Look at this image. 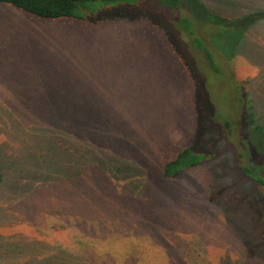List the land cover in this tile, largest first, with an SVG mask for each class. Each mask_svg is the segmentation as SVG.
<instances>
[{
    "label": "rangeland",
    "instance_id": "rangeland-1",
    "mask_svg": "<svg viewBox=\"0 0 264 264\" xmlns=\"http://www.w3.org/2000/svg\"><path fill=\"white\" fill-rule=\"evenodd\" d=\"M204 1L181 0L198 20ZM207 1L242 12L264 7V0ZM93 5L86 19H76L40 17L0 2V264H264V256L247 255L241 239L255 241L249 233L255 207L252 216L241 207L240 215L225 217L208 197L222 167L247 165L264 176V21L251 26L237 49V33L213 35L221 53H232L226 58L214 50L220 66L214 73L190 49L183 20L194 22L181 6ZM193 98L229 116L232 138L219 116L202 135L212 158L164 177L165 160L184 146H201ZM247 100L262 133L248 129ZM31 128H45V137L53 129L63 138L72 134L81 147L99 142L92 148L97 163L79 177L77 160L52 170ZM247 130L254 132L241 146ZM111 157L117 162L105 165L112 174L103 173L102 159ZM239 180L225 194L232 203L244 188L258 192L250 180ZM132 185L141 191L132 193Z\"/></svg>",
    "mask_w": 264,
    "mask_h": 264
},
{
    "label": "trees",
    "instance_id": "trees-1",
    "mask_svg": "<svg viewBox=\"0 0 264 264\" xmlns=\"http://www.w3.org/2000/svg\"><path fill=\"white\" fill-rule=\"evenodd\" d=\"M119 0H0L2 3L11 4L23 11L32 13L34 15L46 18H60V17H73L76 19H86L87 15L90 14L91 11L97 9V7L93 4L97 2H102L105 5L116 4ZM163 5L167 7H177L181 6L183 8V12L185 11L188 13L184 15V18H189L191 22L193 21L192 26H188V22L183 20V34L188 38V43L190 45L191 51L201 53L202 57L204 58L207 65H209V69L214 73H220V66L217 62L216 56L214 54V50L221 53V50L216 46V43L211 40L213 35L216 34H228L235 32L237 33L236 43L234 48L237 49L238 43L244 38L245 33L251 28V26L256 25L257 22L260 23L264 21V7L261 5H257L256 8L252 9L250 12H242V10H238L236 7H225L217 4L216 2H210L206 0L202 2L201 9L203 11L204 19L198 20L194 9L192 10L188 7L187 4L181 2V0H159ZM228 14V15H225ZM197 23L204 26L206 32L208 34V42H206V38L203 33L198 34ZM198 29V30H197ZM233 48V49H234ZM224 53V54H223ZM221 53L222 56L229 58L231 57L232 53L223 52ZM190 72V71H189ZM191 74V72H190ZM198 77L192 73V79L195 80L193 83L196 85L198 84ZM203 102V100H201ZM202 102L199 103L198 99L193 98V106L196 109L197 113V127L195 128L196 139L201 146L199 149L195 148L193 145L184 146L181 150H179L174 157L171 159L165 160L162 164V174L164 177L173 178L181 174L182 172L186 171L187 169L198 167L204 164L206 161L212 158V155L207 153L203 148L205 143V139L202 137L203 134L208 132V124L215 123V120L219 118V116L223 117L222 127L225 128L224 134L226 135L227 139L232 138V128L234 127L235 123L230 120L229 116H223L215 113V104H209L210 110H205V104ZM248 103V100H247ZM249 104V116H247L246 124H248V129L253 128L257 129V132L262 133L260 131V123L256 122L255 119L252 117V106ZM73 106V105H72ZM73 110V109H72ZM244 107L242 109V112ZM247 110V108L245 109ZM241 112V113H242ZM241 121L244 119V114L241 115ZM204 119V120H203ZM69 124H71V117L66 119ZM207 122V123H206ZM206 123V124H205ZM44 125V124H42ZM72 125V124H71ZM39 126V125H38ZM200 126L202 129L200 130ZM45 128H48L47 126ZM45 128L43 129H36L32 131L31 137L34 138L35 135H39V141H37L34 145L38 146V150L40 152L41 157L44 154L46 156V165L49 168L54 170L58 165L63 164L67 160H77L76 166L73 168V172L75 175L82 176L83 173L89 169L90 166L96 164L97 162L95 151L92 149L94 148L97 150V142L93 147L90 145L81 147L78 145L77 142L80 140H76V138L71 134L69 137H62L58 134H54L57 130L53 129L51 133L46 134L45 137ZM50 129V128H48ZM234 129V128H233ZM254 132L253 130H247V133L243 136L241 142L239 143L241 146L244 145V137L248 135V133ZM77 134V133H75ZM242 134V133H241ZM264 135V133H262ZM69 135V134H68ZM98 141H102L97 139ZM31 146H33V139L30 140ZM193 141V142H195ZM264 144V141H263ZM50 155L47 157V155ZM6 158H9L6 156ZM104 163L102 165L103 173L112 174L110 168L107 167L106 162H117L114 158L111 157V160L108 158L102 159ZM106 164V165H105ZM46 166V167H47ZM241 168L234 166H225L222 167L219 172H216V179L214 178L211 181L209 190H208V197L211 201V204H214L213 207H216L220 212L222 211L225 217H234L241 214V212L237 209L243 207V213L245 216H250L253 209L251 206L255 207L256 215L258 217L256 224L250 228L249 233L255 236L254 243L249 244L246 241V236L240 235L244 249L247 252V255L250 257H262L264 256V196H260L261 191L257 188H264V176L259 175L257 172L251 169V166L247 165H240ZM108 171V172H107ZM120 168H116V173L120 172ZM128 172V170H126ZM71 174L72 172H69ZM67 174V173H64ZM226 176H232L230 179V185H225L223 182ZM244 178V182H251L252 190L258 191L254 195L250 194V192L244 188L241 193H239V197L234 199L232 203L231 200H228L225 194H232L236 184H241L242 181L239 180L240 177ZM145 182V180H144ZM250 187V186H249ZM141 189L132 185L131 192L137 194ZM125 195V194H123ZM126 196V195H125ZM248 203L252 202L253 205L250 203L249 206H245L244 202ZM231 203V207L228 204ZM228 206V209L225 208ZM235 210L231 213L227 212V210ZM248 208L252 209L249 210ZM252 216V215H251ZM236 232V230H234ZM249 237V236H247Z\"/></svg>",
    "mask_w": 264,
    "mask_h": 264
}]
</instances>
